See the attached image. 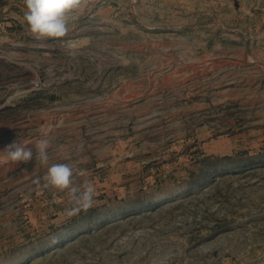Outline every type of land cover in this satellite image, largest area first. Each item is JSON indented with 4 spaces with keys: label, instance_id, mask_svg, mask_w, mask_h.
Wrapping results in <instances>:
<instances>
[{
    "label": "rangeland",
    "instance_id": "obj_1",
    "mask_svg": "<svg viewBox=\"0 0 264 264\" xmlns=\"http://www.w3.org/2000/svg\"><path fill=\"white\" fill-rule=\"evenodd\" d=\"M0 0V264H264V0H88L36 39ZM95 189L69 216L53 164Z\"/></svg>",
    "mask_w": 264,
    "mask_h": 264
},
{
    "label": "clouds",
    "instance_id": "obj_2",
    "mask_svg": "<svg viewBox=\"0 0 264 264\" xmlns=\"http://www.w3.org/2000/svg\"><path fill=\"white\" fill-rule=\"evenodd\" d=\"M88 0H25L24 20L29 31L36 39L62 38L68 31L70 13L86 7ZM49 140L41 138L33 147L8 144L0 153L5 154L7 160L28 164L34 160L47 163L49 157L47 149ZM74 170L69 164H53L48 168L44 177L46 186H52L60 191L67 190L74 202V207L67 210L69 216L86 211L92 206L95 189L90 182H85L83 190L73 185Z\"/></svg>",
    "mask_w": 264,
    "mask_h": 264
}]
</instances>
